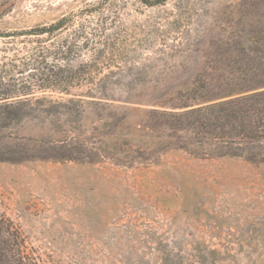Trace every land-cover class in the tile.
Segmentation results:
<instances>
[{
    "label": "rangeland",
    "instance_id": "rangeland-1",
    "mask_svg": "<svg viewBox=\"0 0 264 264\" xmlns=\"http://www.w3.org/2000/svg\"><path fill=\"white\" fill-rule=\"evenodd\" d=\"M0 4V264H264V0Z\"/></svg>",
    "mask_w": 264,
    "mask_h": 264
},
{
    "label": "trees",
    "instance_id": "trees-1",
    "mask_svg": "<svg viewBox=\"0 0 264 264\" xmlns=\"http://www.w3.org/2000/svg\"><path fill=\"white\" fill-rule=\"evenodd\" d=\"M144 4L146 5H155V4H162L164 3L166 0H141ZM7 7V5L5 4H0V15L4 12L5 8ZM71 24V19L70 17L66 16V17H60L57 21L50 23L49 25H44L41 27H37L34 29H29V30H25V31H20V32H0V39H2V43H17V41L15 40L16 37L23 35L24 37H30V36H37V35H43V34H47L49 36L53 35V33L57 30H61L64 29L67 26H70ZM76 35V36H75ZM77 37H80V34L75 33L74 34V38L72 43H75V40ZM6 40V41H4ZM50 40V38L48 39ZM33 40H29L27 39L24 43H28V42H32ZM89 37L87 36L85 39V43H89ZM52 42V41H50ZM63 43H67V39L63 40ZM264 49V47H263ZM261 54H263V60L262 63L260 62L259 64V75L257 77H254L256 75H253L250 77V83L246 84L243 87H235L233 89H230L229 91H227L224 94H219L217 95L218 97H223V96H231V95H238L241 93H244L246 91L249 90H256L254 92L251 93V96H256L259 98L260 100V104L261 107L260 109H262L264 111V50H262ZM4 73H6V71L2 70L0 71V107L3 108H9V107H14V105H16L18 102H20L19 100H22L21 102H25V99H11L14 96H19L20 94H17L16 92H13L12 89H10V85L14 86V88H16L17 83H7L4 82L3 80L4 78ZM14 80V79H13ZM10 84V85H9ZM5 85H8L9 88L5 87ZM22 88V87H21ZM27 88V87H25ZM262 88V89H260ZM23 89V88H22ZM25 90V89H24ZM216 96V97H217ZM240 96H236V97H232L226 100H223L221 102V104H228L232 101H238L241 99H243ZM4 111V110H2ZM6 114H10L9 112ZM2 256L0 255V261H2Z\"/></svg>",
    "mask_w": 264,
    "mask_h": 264
}]
</instances>
